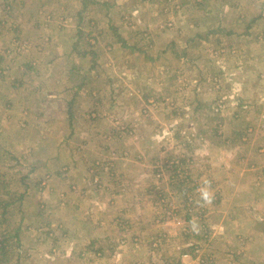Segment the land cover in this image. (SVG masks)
<instances>
[{
    "label": "rangeland",
    "instance_id": "rangeland-1",
    "mask_svg": "<svg viewBox=\"0 0 264 264\" xmlns=\"http://www.w3.org/2000/svg\"><path fill=\"white\" fill-rule=\"evenodd\" d=\"M262 143L264 0H0V264H262Z\"/></svg>",
    "mask_w": 264,
    "mask_h": 264
},
{
    "label": "crops",
    "instance_id": "crops-1",
    "mask_svg": "<svg viewBox=\"0 0 264 264\" xmlns=\"http://www.w3.org/2000/svg\"><path fill=\"white\" fill-rule=\"evenodd\" d=\"M259 17H260V15L258 16V18ZM258 18L257 19L254 18V19L257 20V22L255 23V21H254L253 25H254V23L256 25L259 22ZM238 106L244 107L243 104H239ZM262 144H264V143H262ZM259 151L261 152V150H259ZM260 152H258L259 154L256 156V158L260 159V161H262V163L264 164V160H263L264 159V154H262ZM68 166H69V164H68ZM249 170H252V169L250 168ZM70 174H71V176L68 177V179H66L67 177H64V179H62V181L64 180L63 183L61 181L58 182V184L62 183L61 187L62 186L64 187L65 182H67L68 180L74 181L76 179V176H78L77 175L78 173L74 174V172H71ZM242 174L243 175H246V174L247 175H251V177L253 178L256 173L249 174V173H246L245 170H242ZM80 183H81V181H80ZM244 187H246V186L242 185V188H244ZM258 188H262V186L261 187H256V185L252 184L251 185V190L250 191H245V192L247 194H249L252 190H253L254 194H258V193L261 194L262 192H264L262 189H258ZM68 206L69 205H66V209H67ZM221 206L224 208V211L225 210L226 211H231L235 215L239 216V219L237 220V222H240L241 228L238 229L237 232H239V231L243 232V233L247 234L248 236H250V234H252V237H250V239L253 242H255V243L257 242V240H259L261 238V235H260L261 233H259L257 231H254L251 226L247 227V222L246 221L247 220H251L252 226L255 225V222L260 224V220L261 219H257L256 221H254V218L253 217L250 218V215L253 214L257 210H260L261 206H263V205H221ZM103 208H105V205H103ZM69 209H71V207H69ZM74 209H77V207H75ZM82 209H83V205H78V211L82 210ZM66 214H68V213H66ZM71 219L67 221L70 224V225H68V228H71V231H68L69 234H71V236L69 238H66V242H67L66 244L70 245V247H68V248L74 249V245H76V246L82 245L81 242H85V240L88 241V242L92 241V243L97 241L94 238L98 237L99 235L98 234H94L93 230L87 231L86 227H89V226L92 225V223H90L89 220L87 221V219L86 220L80 219V220H82V221H80V220H78V218L72 219V220ZM72 227H74V228H72ZM249 227H251V228H249ZM94 231L96 232V230H94ZM87 237L92 238V240H87ZM238 239L241 240V235H238ZM85 248H87V246H85ZM87 249H89V248H87ZM90 249H92L91 246H90ZM67 252H68L67 257L69 255H73L72 252L66 251V253ZM81 255H83V254H81ZM260 255H262L264 257L263 251L261 252ZM243 256H244V254H243ZM70 262H73V261L70 258H68V261H66L65 263L69 264ZM262 264H264V262Z\"/></svg>",
    "mask_w": 264,
    "mask_h": 264
},
{
    "label": "trees",
    "instance_id": "trees-1",
    "mask_svg": "<svg viewBox=\"0 0 264 264\" xmlns=\"http://www.w3.org/2000/svg\"><path fill=\"white\" fill-rule=\"evenodd\" d=\"M258 18V17H257ZM256 18V19H257ZM256 19H252V21L254 22L255 21V23L257 22V20ZM259 19V18H258ZM254 23V24H255ZM250 27H248L247 29H249ZM78 32V31H77ZM80 32V31H79ZM85 55V53L83 52V55L82 56H84ZM81 56V57H82ZM77 90H78V88H77ZM7 205H9V204H5L4 206H3V208H6V206ZM17 232H18V229H17ZM17 234V233H16ZM4 238H2L1 240H0V256H1V258L2 259H0V263L3 261V258H5V255L7 254V253H9V251H10V248H9V246L8 245H6L5 243H6V241L8 240L5 236H3Z\"/></svg>",
    "mask_w": 264,
    "mask_h": 264
},
{
    "label": "clouds",
    "instance_id": "clouds-1",
    "mask_svg": "<svg viewBox=\"0 0 264 264\" xmlns=\"http://www.w3.org/2000/svg\"><path fill=\"white\" fill-rule=\"evenodd\" d=\"M205 187L200 189L201 191V198L205 201V202H211V195H210V192L208 191V185H209V182L208 181H205Z\"/></svg>",
    "mask_w": 264,
    "mask_h": 264
}]
</instances>
